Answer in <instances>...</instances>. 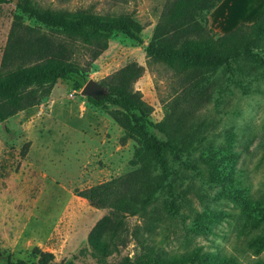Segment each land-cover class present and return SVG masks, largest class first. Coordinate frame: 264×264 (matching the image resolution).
I'll return each mask as SVG.
<instances>
[{
    "label": "rangeland",
    "instance_id": "374dc122",
    "mask_svg": "<svg viewBox=\"0 0 264 264\" xmlns=\"http://www.w3.org/2000/svg\"><path fill=\"white\" fill-rule=\"evenodd\" d=\"M41 8L89 10L96 14L133 13L143 26L141 43L115 34L107 49L90 61L86 51L75 48L73 59L84 68L77 78L82 87L96 84L128 63L142 67V75L132 84L141 100L151 107L150 121L163 120L170 103L181 94L183 75L162 64L150 62L144 54L153 27L165 0H32ZM235 22L251 24L264 11V0H228ZM16 0L0 5V59L15 12ZM257 7V10L253 8ZM254 10L251 13L249 10ZM229 11V12H230ZM221 9L207 16V27L221 34L216 21ZM259 14L255 18L256 14ZM221 17V18H220ZM220 18V20H219ZM214 19V20H213ZM24 25H31L24 20ZM41 32L44 30L41 29ZM258 72L235 71L233 76L217 71L199 82L197 109L188 123L198 134L199 152H213L220 158L224 134H234L230 145L234 155L232 171L240 187L252 198L264 194V76ZM100 85V84H99ZM103 95L96 96L99 98ZM192 100H189L190 102ZM159 140L163 136L150 130ZM122 132L102 111L91 106L80 90L73 91L60 81L40 105L19 112L0 124V252L11 259L33 262L32 248L49 252L62 264H97L88 254L86 236L107 210L90 207L76 196L94 185L117 178L130 170L136 145L121 142ZM174 216L161 211L164 196L157 197L144 217L123 218L126 244L106 264H135L151 253L163 259L186 254L200 247L202 252L233 257L240 264L264 259V250L254 256L246 248L249 236L242 229L238 208L220 197L223 187L202 180L190 181ZM209 209L232 214L208 225L203 212ZM203 221L207 229L198 228Z\"/></svg>",
    "mask_w": 264,
    "mask_h": 264
},
{
    "label": "trees",
    "instance_id": "16d2710c",
    "mask_svg": "<svg viewBox=\"0 0 264 264\" xmlns=\"http://www.w3.org/2000/svg\"><path fill=\"white\" fill-rule=\"evenodd\" d=\"M222 1H164L144 47L145 57L183 75L184 81L192 84L183 86L182 94L170 103L162 121L156 124L150 121L151 107L132 89L143 73L142 67L135 63L126 64L99 82L105 89L103 96L86 97L91 106L105 113L120 128L121 142L128 139L136 145L129 171L75 191L90 207L107 210L86 236L88 254L97 264H106L107 258L125 246L124 217H144L159 196L165 197L161 211L166 216L176 215L193 179L223 187L220 197L237 206L242 229L249 234L246 248L254 256L264 250V194L252 198L234 178V155L230 147L233 132H225L220 158L204 150L193 156L198 134L192 130L188 118L197 109L198 100L189 99L188 94L194 92L199 98L198 82L217 71L233 76L235 71L242 73L244 68L247 73L262 70L264 76V11L253 23H242L218 34L207 27L206 16ZM8 2L0 0V5ZM132 16L131 12L100 15L81 9L53 10L41 8L32 0H16L0 59V123L40 105L58 81L73 91L80 90L82 83L75 77H82L85 69L73 59L77 46L93 61L107 49L109 38L115 34L141 43L143 26ZM24 20L31 25H24ZM151 129L164 140H159ZM202 216L206 224L213 225L231 218L232 214L207 209ZM203 221L195 226L207 229ZM30 255L34 261L27 263L13 261L0 252V264H62L55 262L51 253L37 248H32ZM135 264L240 263L233 257L202 252L198 247L169 259L150 253ZM247 264H264V259Z\"/></svg>",
    "mask_w": 264,
    "mask_h": 264
},
{
    "label": "crops",
    "instance_id": "0c3cea01",
    "mask_svg": "<svg viewBox=\"0 0 264 264\" xmlns=\"http://www.w3.org/2000/svg\"><path fill=\"white\" fill-rule=\"evenodd\" d=\"M228 0H223L214 10L212 11H215L216 12V9H221V12L219 16L223 17L225 15H227V18L224 17L222 20H219L220 21H216V24L219 26L220 30L222 31V33H225V32H228L230 31L231 29L235 28L237 25H236V20L240 17H231V11H230V6L229 4L227 3ZM254 10H257V7H254L253 8ZM249 10L251 13H253L254 10ZM230 11V12H229ZM259 16V14L257 13L255 18H257ZM214 20V19H213Z\"/></svg>",
    "mask_w": 264,
    "mask_h": 264
},
{
    "label": "water",
    "instance_id": "95a60500",
    "mask_svg": "<svg viewBox=\"0 0 264 264\" xmlns=\"http://www.w3.org/2000/svg\"><path fill=\"white\" fill-rule=\"evenodd\" d=\"M105 94V89L99 85L94 83L91 80H88L84 86L80 89V95L84 97H91V98H96V96L99 95H104ZM0 124H4V122H1Z\"/></svg>",
    "mask_w": 264,
    "mask_h": 264
}]
</instances>
